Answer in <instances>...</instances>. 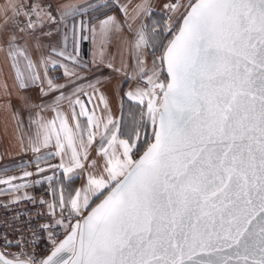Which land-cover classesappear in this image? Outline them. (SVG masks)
<instances>
[{"label": "snow or ice", "instance_id": "1", "mask_svg": "<svg viewBox=\"0 0 264 264\" xmlns=\"http://www.w3.org/2000/svg\"><path fill=\"white\" fill-rule=\"evenodd\" d=\"M115 2L123 21L104 13L94 24L83 17L108 7V0L0 4V54L15 89L10 92L5 81L0 107L11 112L17 131L25 126L20 110L28 113L32 133L25 151L54 148L49 157L59 156L60 163L49 168L61 170L64 180L83 173L85 181L67 195L56 172L35 181L51 189L53 201H39L49 210L48 222L34 226L31 216L25 222L33 243L38 227L51 247L37 259L23 251L27 241L21 235L20 253L0 252V264H264V0H168L160 29L144 23L152 15L150 0L131 9V0ZM69 21L71 51L64 31ZM125 29L134 33L132 41L124 38ZM55 33L62 34L60 47L52 43ZM114 36L121 55L122 46L131 44L135 69L129 82L143 84L124 94L143 106L139 124L127 132L110 115L109 101L97 87L101 81L82 75L92 67L115 72L127 67L115 68L106 59ZM81 41L93 45L91 65L79 58ZM146 56L153 57L150 71ZM61 69V77L50 75ZM33 88L35 100L26 94ZM13 96L19 109L12 108ZM93 100L97 104L89 108ZM99 104L106 115H96ZM47 111L52 118L43 115ZM149 123L152 138L141 151L140 125ZM20 142L23 147V135ZM93 143L97 158L89 160ZM47 160L37 157L38 173ZM6 171L0 172V185L8 190L0 194L29 186L13 184L18 178H4ZM32 175L25 171L19 179ZM93 198L100 201L95 206ZM22 199L36 203L31 196H16L14 202ZM5 241L7 248L12 242L6 236Z\"/></svg>", "mask_w": 264, "mask_h": 264}, {"label": "crops", "instance_id": "2", "mask_svg": "<svg viewBox=\"0 0 264 264\" xmlns=\"http://www.w3.org/2000/svg\"><path fill=\"white\" fill-rule=\"evenodd\" d=\"M54 6L55 5H67V4H78L83 5L85 2L87 3H103L104 0H52ZM142 0H131V3L129 4V8L131 9L136 4L141 3ZM165 2H168V0H150L151 6H152V15L150 18H145L144 23L151 26V24L154 22L157 24L158 29L163 28L164 22L167 19V13L163 9V4ZM182 2L186 3V0H182ZM5 0H0V4H4ZM109 6L112 7L111 10L107 11L108 15L114 16L117 18V20L123 21V15L118 10V6L115 2V0H108ZM129 0H119V4H128ZM56 14L55 12L53 13ZM134 14V13H133ZM89 17H91L90 22L94 24L97 20V18H105L104 15L96 17L94 12L90 11L89 15H86L83 17L85 20H89ZM80 19L79 17L77 18ZM140 21H136V24L133 25L135 28L136 25H138ZM69 27L68 29H65L64 31L68 32V50H72L73 42H72V22H68ZM169 35V34H168ZM123 36L126 40L132 41L134 38V33H129L127 29H125V32L123 33ZM52 43L56 47H60L59 41L62 40V34L61 33H55L53 35ZM157 40H159V37H157ZM120 41L118 36H114L112 42L109 44L107 48V55L106 59L111 60L115 68H121L122 63L124 65H127V67L123 68L121 72H115L112 69H109L107 67H100L99 69H96L95 67H92L90 71L82 72V75L87 76L88 81H94L95 79H99L101 83L97 86L99 88L100 92H103L106 96V98L109 101L110 106V115L118 120L124 129L125 132L132 129L133 127L137 126L140 121V115L139 111L140 108L143 106H138L134 101H129L127 97L124 95L126 92L134 89L137 86H143V84H139L136 79L131 80L129 82L128 76L132 75L134 73L135 69V60L132 56L131 52V44H125L123 45V55H121L120 52H118V45ZM94 48L90 41H81L79 45V58L84 61L85 63H88L91 65V62L93 60V53ZM151 51V50H149ZM35 58V54H33ZM152 56H146V68L150 71L152 67ZM62 69L59 71H54L50 73L52 76L61 77L62 76ZM5 81L8 85V90L10 92L15 93V89L13 88V79L12 74L7 66V62L5 60V57L3 54H0V106H2L5 102V97L3 95V88ZM58 83H64V79H58ZM81 83H87V81H81ZM90 94L92 92L91 89H86ZM37 92L38 89H30L26 94L30 95L34 100L37 99ZM53 96L55 93L52 94ZM47 100H51L52 96H49L46 98ZM97 101L93 100V104L89 105V108H92L93 105H96ZM19 103L15 99V96H13L12 99V108L13 110L19 109ZM63 111L68 116L69 125L74 127L75 122L72 119V111L71 107L65 103L63 106ZM77 111L79 109L77 108ZM35 112V109L33 110V113ZM44 116L48 118H52L53 113L51 111H47L43 113ZM96 115L97 116H104L106 115L104 111V105L99 104V106L96 108ZM20 117L25 121V126L21 128L19 131L16 129L15 122L11 119V112H6L0 107V172H4V170H7L5 173V177H17L18 179L14 180L13 184H28V187L21 188L19 192H13L11 195L7 194H0V203H7L14 200V197L20 196H32L35 194H39L42 192H46L49 194L53 201V196L51 194V189L49 187V184L47 182L41 183L39 185H36L35 181H42L45 176L53 175L54 172H56L59 176V179L63 180V187L65 188V195L68 193L73 192V190L80 188L84 184V176L83 173L80 174L79 177H77L75 174H73V178L71 180H64L62 176V171L59 169H51L49 168V164L51 165H57L60 163V157L56 156L54 158L49 157V153L54 152V148H48V149H41L39 153H33L31 149L29 148L27 151L24 150V148L27 147V136L31 135L32 130L27 127V118L28 113L20 110ZM80 119L83 121L85 118L80 117ZM146 119V117H145ZM102 131V129H101ZM140 139L138 141V146L141 148L142 146H147L148 140L150 136L152 135L153 128L151 124H141L140 125ZM24 136V146L22 147L20 139L21 136ZM97 139H99V136H97ZM96 148L97 144L93 143L91 148L89 149V160L97 158L96 155ZM37 157H46L48 158L47 163L40 162V167L44 168L45 171L43 173L37 172ZM65 161H67V157H65ZM87 165V162H85ZM31 172L33 175L31 177H26L23 179H19L24 177V172ZM79 171V170H78ZM0 189L8 190V185H0ZM61 190V184L58 182L56 184V199L59 198V193ZM95 199V198H93Z\"/></svg>", "mask_w": 264, "mask_h": 264}, {"label": "built area", "instance_id": "3", "mask_svg": "<svg viewBox=\"0 0 264 264\" xmlns=\"http://www.w3.org/2000/svg\"><path fill=\"white\" fill-rule=\"evenodd\" d=\"M36 200L33 204L28 199H22L19 203H15L14 200L7 203H0V250L6 255L18 254L21 248L17 247V242L21 241V235L26 239L27 243L23 247V251L29 255H34L37 259L43 258L49 248L51 247L47 233H42L37 227L36 240L33 243V235L28 231V225L25 221L31 216V223L34 226H38L39 223L48 222L45 218V214L49 211L46 205H41L40 200L52 202L51 197L48 193L42 192L39 194L32 195ZM7 204L5 208L2 205ZM59 214L60 209H56ZM39 213V214H38ZM20 216L21 219L16 221L13 219L14 216ZM19 228L21 232L16 231ZM60 239L63 238V230L56 229ZM5 236L7 240L11 241V245L5 248ZM11 258V256H9Z\"/></svg>", "mask_w": 264, "mask_h": 264}, {"label": "trees", "instance_id": "4", "mask_svg": "<svg viewBox=\"0 0 264 264\" xmlns=\"http://www.w3.org/2000/svg\"><path fill=\"white\" fill-rule=\"evenodd\" d=\"M112 9V7H106V8H103V9H101L100 11H98V12H94V14H95V16L96 17H99V16H102V15H104V13H107V11H109V10H111ZM167 38L168 39H170L171 38V35L169 34L168 36H167ZM165 42H166V40H165ZM152 138V135L150 136V138H149V140ZM148 140V141H149ZM146 147V145L145 146H142L141 148H140V150L142 151L144 148ZM99 201V199H94V204L95 203H97ZM93 204V205H94ZM92 205V206H93Z\"/></svg>", "mask_w": 264, "mask_h": 264}, {"label": "water", "instance_id": "5", "mask_svg": "<svg viewBox=\"0 0 264 264\" xmlns=\"http://www.w3.org/2000/svg\"><path fill=\"white\" fill-rule=\"evenodd\" d=\"M99 202H100V201H98L97 203H99ZM93 206H95V204H94ZM62 239H63V238H62ZM0 252H3V251L0 250ZM3 253H4V252H3ZM4 254H5V253H4ZM5 255H6V254H5ZM9 258H10V257H9Z\"/></svg>", "mask_w": 264, "mask_h": 264}]
</instances>
